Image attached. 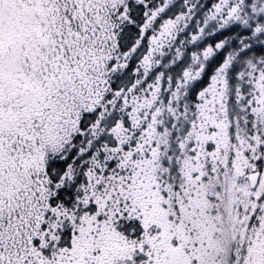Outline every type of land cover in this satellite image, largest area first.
Segmentation results:
<instances>
[{"label":"snow or ice","instance_id":"1","mask_svg":"<svg viewBox=\"0 0 264 264\" xmlns=\"http://www.w3.org/2000/svg\"><path fill=\"white\" fill-rule=\"evenodd\" d=\"M0 264H264V0H0Z\"/></svg>","mask_w":264,"mask_h":264}]
</instances>
